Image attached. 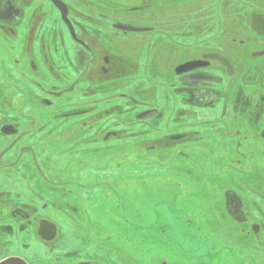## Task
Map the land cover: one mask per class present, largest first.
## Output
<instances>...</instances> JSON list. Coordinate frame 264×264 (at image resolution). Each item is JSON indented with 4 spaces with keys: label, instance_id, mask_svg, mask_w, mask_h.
<instances>
[{
    "label": "flooded vegetation",
    "instance_id": "1",
    "mask_svg": "<svg viewBox=\"0 0 264 264\" xmlns=\"http://www.w3.org/2000/svg\"><path fill=\"white\" fill-rule=\"evenodd\" d=\"M131 166L207 190L199 264H264V0H0V263L198 264L127 218Z\"/></svg>",
    "mask_w": 264,
    "mask_h": 264
},
{
    "label": "rangeland",
    "instance_id": "2",
    "mask_svg": "<svg viewBox=\"0 0 264 264\" xmlns=\"http://www.w3.org/2000/svg\"><path fill=\"white\" fill-rule=\"evenodd\" d=\"M73 5L76 7V2H74ZM187 6L188 3H180L178 9H180L179 11H183V9ZM46 22L51 23L50 16H46ZM215 135L216 134H214L213 136ZM213 140L211 141H213L215 145L219 142L217 137H215V139ZM131 167L132 168L130 169V171L132 176V183H130L128 185V188H126V191H124V201L126 202V204H128L129 209V212L126 213L127 218L131 219L132 217H139L140 224L146 225L147 227L145 233L151 236L152 239L158 238L159 236L164 237V235H166V237H168L173 242L172 245L176 246L180 243L186 251L184 256L181 255L184 261H189V255L193 256V259L196 258L193 252L197 249L200 240L201 242H207V245H209L208 243L210 242L211 234H209V231L206 230L205 226V223L208 221L207 219H205V217H207L209 214L206 208V206L209 207V203L206 201L208 200L207 190L206 192H204V190H202V188L198 187L196 184L194 185L187 180L183 181L184 183L182 184L183 187H185L186 194L183 191V187V192L181 191V189L178 190L182 192V198L179 204H186V207L194 213H188L185 210V212H183V210L181 211V209H179L175 202H172L171 200L173 198L174 190L178 187L177 181L175 179H167L163 182L159 181L157 184H155V176H158L161 173L160 170L153 169L149 171L145 168L142 169V167ZM136 172H138V174H136ZM136 176L140 177L135 178ZM4 191L8 192L6 188L4 189ZM108 194L112 195L111 192H108ZM100 201L101 204H99L98 211L102 214H107L109 212L112 213V211H116L118 209L115 200L110 198L109 196L107 199H101ZM195 204H197L198 207L201 208V210L197 208ZM112 219L113 217L111 215H109L108 217L95 219V222L93 219L94 226L96 224H100L99 226L104 230L109 227L108 231H112L113 228H116L117 230L123 228V226L121 225L115 226L114 224L117 223L116 218L114 222H112ZM188 219L194 220V225L184 223ZM203 220L207 221L203 223ZM125 230L129 229L125 228ZM93 232L94 230L92 231V233ZM210 233H212L213 238L216 237L217 242L220 240V233L215 234L212 231ZM31 236L32 235L29 233L26 234L24 238L26 241H30ZM9 242H11V244L9 243L8 248H10V250L12 248L14 249L13 239H10ZM30 243L36 244L35 242L32 243L31 241ZM35 248L37 251L39 250V247ZM21 253V255H29L25 250H23V252ZM28 258L30 257L28 256ZM197 261L199 264V258L194 259V263Z\"/></svg>",
    "mask_w": 264,
    "mask_h": 264
},
{
    "label": "water",
    "instance_id": "3",
    "mask_svg": "<svg viewBox=\"0 0 264 264\" xmlns=\"http://www.w3.org/2000/svg\"><path fill=\"white\" fill-rule=\"evenodd\" d=\"M0 264H29V263H27L25 260L23 261L20 258L12 257L10 259L2 261V263Z\"/></svg>",
    "mask_w": 264,
    "mask_h": 264
}]
</instances>
